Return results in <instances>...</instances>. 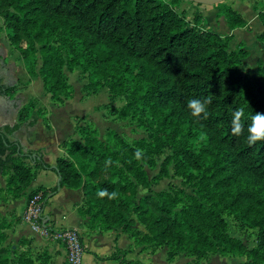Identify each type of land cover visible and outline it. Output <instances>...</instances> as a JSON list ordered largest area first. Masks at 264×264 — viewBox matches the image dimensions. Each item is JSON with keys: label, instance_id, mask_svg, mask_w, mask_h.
Listing matches in <instances>:
<instances>
[{"label": "trees", "instance_id": "16d2710c", "mask_svg": "<svg viewBox=\"0 0 264 264\" xmlns=\"http://www.w3.org/2000/svg\"><path fill=\"white\" fill-rule=\"evenodd\" d=\"M183 1L173 0L170 5L164 0H0V18L8 44L19 54L27 75L41 80L53 103L62 104L72 97L66 92L61 52L52 43L57 34H64L82 51L79 66L89 73L90 85L106 83L118 94L129 86L128 105L140 107L153 118L150 123L156 121L158 139L182 142L175 152L182 167L203 181L199 199L186 196L189 207L177 210L180 199L168 191L137 198V185L149 188L146 175L129 165L136 161L137 142L131 147L114 131L108 132L124 153L120 157L97 140L93 126L75 127L82 140L63 141L59 147L64 154L51 167L39 153L11 139L24 125L36 124L33 113L37 118L45 116L42 106L37 108L35 101H29L19 109L14 125L0 128V177L4 179L0 202L24 196L39 170L51 171L59 176L56 185L33 190L25 197L27 204L40 194L42 210L60 189L80 190L83 202L78 216L88 219L89 230L120 229L136 246L145 242L155 250L166 248L167 261L186 252L198 257L246 256L248 261L241 264L264 263V141L251 147L246 142L252 115L264 114V86L256 89L241 75L248 52L230 50L232 36L206 28L200 15L189 22L174 9ZM226 2L212 6L216 18L223 17L229 30L245 28L246 21ZM258 6L255 3L253 9L264 26V11ZM257 41L263 52L257 73L264 79V31ZM25 84L9 86L0 79V97L12 98ZM194 98L210 99L207 119L191 115L187 102ZM241 108L244 132L234 136L233 113ZM193 141L200 147H191ZM138 144L151 146L143 140ZM196 150L203 156L197 157ZM109 157L114 163L105 169ZM115 162L132 169L135 183ZM102 189L116 190L119 196L115 200L99 197ZM220 212H228L256 232L254 248L249 250L226 234ZM10 227L0 218V264H35L25 252L6 245ZM127 254L116 249L109 257L96 258L142 264L127 260ZM37 260L52 264L46 252Z\"/></svg>", "mask_w": 264, "mask_h": 264}, {"label": "rangeland", "instance_id": "374dc122", "mask_svg": "<svg viewBox=\"0 0 264 264\" xmlns=\"http://www.w3.org/2000/svg\"><path fill=\"white\" fill-rule=\"evenodd\" d=\"M164 1L172 5L173 0ZM182 3L196 8L202 7L186 1H183ZM260 3L261 2L259 0H256V4L259 5ZM173 7L189 22L193 21L195 14L189 12L187 9H181L180 5L178 7L177 5H174ZM246 20H248V17ZM1 24L2 19L0 18V25ZM211 28L218 34L222 32L217 22L213 23V25L208 29ZM236 41H232L230 43V50H238V43ZM0 43L4 46L8 45L5 31L2 28H0ZM52 43L57 46L61 52L64 62L62 73L66 84L68 85L66 92H71L72 97L64 100L62 104L53 103L50 99V95L45 92V96L40 94L39 98H30L27 102L35 101L37 103V108L42 106L45 110V116L38 118L42 121L41 123L48 126V108L52 111V120H57L55 117L57 113L54 112V108L62 107L68 101L69 103L62 112L64 115L62 116L63 121L67 116V113L76 115L71 116V120L75 122V127L93 126L97 131V140L107 145L111 152L120 154V157L123 156L124 153L121 151L119 144L112 141L107 136V133L110 131L117 133L131 147L136 146L135 143L137 142V149L143 150L144 155L142 160H136L129 164L130 167L139 168V170L146 175L145 177L149 182V188H143L142 186L137 185V198H140L148 193L168 191L180 199L179 203H177V210L187 206L189 207L190 203L185 198L186 196H194L199 199L200 196L198 190L201 191L203 188V181L195 172H189L182 167L178 160L179 154L175 152V150L182 145V142L179 139L174 138L158 139L160 134L156 121L150 123L153 119L151 116L147 115L138 106L137 108H134L131 106V103L128 105V94L131 92L129 86L123 93L118 94L115 88H111L106 83L99 82L96 86L90 85L89 73L83 71L81 66H79L81 63L80 57L82 51L78 49V45L76 43L71 41L64 34L55 35L52 38ZM0 61H4V55L2 54H0ZM15 62H18V60H15ZM240 71L241 75L249 80L256 89L264 86L263 76L258 75L257 65H254V63L243 61ZM33 93L34 91L32 89L27 90V92L23 94L22 98L27 99L28 96H33ZM46 96L48 97L47 106L41 104V101L43 102V98ZM19 99L20 98L16 99L15 103L20 105L18 102ZM125 112H127V115H125ZM36 118V114L33 113L31 119ZM57 122H60L59 117ZM60 134L62 135L63 133ZM75 136L76 140H82L77 133ZM141 140L145 141V143H151V146L149 148L140 147L138 142ZM191 147L198 148L200 146L196 141H193ZM195 155L197 157L203 156L199 150H196ZM115 159L117 160L116 157ZM211 159L212 157L209 158V160ZM48 160L51 162L53 161L52 154L48 155ZM119 167H121L124 173H126L132 182L135 183V180L131 176L132 169L130 167H125L122 164H119ZM0 185H4V182L1 179ZM200 203L205 207L210 208L209 204L204 200H200ZM7 215V220L5 219L6 222L14 218L13 215L10 216V218H8ZM220 216L226 223V234L228 236L237 239L249 250L255 247L256 232L254 230L244 226L237 218L228 212H220ZM9 225L11 226V224ZM137 227L139 230L143 229L140 226ZM37 235L39 236L38 233ZM39 237L40 238L35 243L31 240H27V243L19 244V240H14L8 236L6 245H13V248H17L18 253L25 252L31 257L35 264H40L38 261L41 260H37V258H39L43 252H46L49 257H52L53 264V254L56 252L53 251V253H50L48 248L56 247L58 243L49 238ZM132 245L133 247H128L131 249L130 253H132L128 259L132 262L139 261L142 264H241L248 261L246 256H222L220 254H213L207 255L206 257H198L186 252H179L173 260L167 261L166 248L155 250L153 248V244L145 242L137 244V246L134 243ZM55 249L56 248H54V250ZM102 249L106 251L108 246L103 247ZM135 250H137V252H135ZM133 253H136V255ZM111 264L116 263L112 261Z\"/></svg>", "mask_w": 264, "mask_h": 264}, {"label": "crops", "instance_id": "0c3cea01", "mask_svg": "<svg viewBox=\"0 0 264 264\" xmlns=\"http://www.w3.org/2000/svg\"><path fill=\"white\" fill-rule=\"evenodd\" d=\"M259 1L261 3L258 7L264 11V0ZM255 3L256 0L227 1V5L236 10L247 23L245 28L234 30H229L223 17L216 18L217 10L213 9V7L202 6L196 8L181 3L180 8L187 9L195 15H200L202 24L206 28H210L213 23L217 22L222 31V34L220 33L221 35L232 36L230 43L237 40V49L242 48L248 52L247 58L243 61H249L257 65V61L263 58L262 47L257 41V36L264 31V26L259 23L257 12L253 9ZM247 17L248 20H246ZM0 28H2V24ZM0 54L4 55V61H0V79H2L3 83L9 86L26 83L25 87L19 90L12 98H0V128H2L4 126H12L16 123L19 109L30 98H39L40 94L44 96L45 94L41 80L39 78H30L27 75L17 51L11 48L9 44L4 46L0 43ZM15 60H18V62H15ZM30 89L34 91L33 96L31 95L27 99H23V94ZM18 98H20L18 100L20 105L15 103V100ZM43 99L44 101H41V104L47 106L48 97L46 96ZM68 103L67 101L64 106L54 108V112L57 113L55 117L57 120L59 117L60 122H57L55 119L52 120V111L47 107L48 126L42 124V121L36 118V124L33 127L27 128L24 125L14 133L11 139L17 140L25 150L39 153L46 164L55 167L56 159L64 154L63 150L59 147L60 144L71 138L76 139L77 136H75V122L71 120V116L76 115L67 113L64 121L62 120V116H64L62 113L63 109L65 110ZM60 133L63 134L61 135ZM49 154L53 155L52 162L48 160ZM0 179L4 182L2 177ZM57 181L58 178L54 172L39 170L35 180L26 189L24 196L19 199H9L0 202V214L2 215H0V218L7 220V214L8 218L12 215L14 216V218L8 221L11 224V227L6 230L8 236L14 240L26 239L34 243L40 238V235H37V232L31 228L30 224L24 218L28 207L25 197L39 187L51 189L56 185ZM0 187H4V185H0ZM82 202L83 194L80 190L62 188L47 201L43 209V215L53 229H70L80 234L85 250L83 264H111L112 261H100L97 258L104 259L109 257L116 249L128 251L126 259L130 260L128 257L132 253H130L131 249L128 247H133V240L127 234L122 233L120 229H113L104 233L89 230L87 227L88 219H81L78 216V209L82 205ZM106 246H108V249L104 251L102 248ZM54 248L56 249L54 250ZM48 250L50 253H53V251L56 252L53 254V264H65V250L62 245L60 248V244L58 243L56 247L48 248ZM133 254L136 255V253ZM114 263L118 264L117 262Z\"/></svg>", "mask_w": 264, "mask_h": 264}, {"label": "clouds", "instance_id": "9594fccd", "mask_svg": "<svg viewBox=\"0 0 264 264\" xmlns=\"http://www.w3.org/2000/svg\"><path fill=\"white\" fill-rule=\"evenodd\" d=\"M210 99H190L187 102V107L191 111V115L197 118L203 117L208 118L207 105L210 104ZM245 117L244 109H237L233 113L232 119V134L234 136H240L244 132L243 118ZM264 141V114L256 113L251 117V125L248 127V135L246 137L247 144L251 147L258 142ZM144 152L142 149H137L134 153V158L137 161L142 160ZM105 169L113 165L111 157L105 160ZM116 166L119 167V162H115ZM99 197H107L109 200H115L119 196V192L113 190L108 192L107 189H102L98 192Z\"/></svg>", "mask_w": 264, "mask_h": 264}, {"label": "built area", "instance_id": "2783aa9c", "mask_svg": "<svg viewBox=\"0 0 264 264\" xmlns=\"http://www.w3.org/2000/svg\"><path fill=\"white\" fill-rule=\"evenodd\" d=\"M40 194L34 196L28 203L25 220L31 228L43 238H49L59 243L65 250V264H83L84 246L80 234L75 230H52L40 208Z\"/></svg>", "mask_w": 264, "mask_h": 264}, {"label": "water", "instance_id": "95a60500", "mask_svg": "<svg viewBox=\"0 0 264 264\" xmlns=\"http://www.w3.org/2000/svg\"><path fill=\"white\" fill-rule=\"evenodd\" d=\"M186 1H188L190 3H193L195 5L212 7L214 5L224 3V2H226L228 0H186ZM0 98H2V97H0ZM57 178L59 180V176H57Z\"/></svg>", "mask_w": 264, "mask_h": 264}]
</instances>
